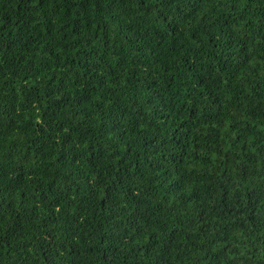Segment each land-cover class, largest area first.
Wrapping results in <instances>:
<instances>
[{"label": "trees", "instance_id": "16d2710c", "mask_svg": "<svg viewBox=\"0 0 264 264\" xmlns=\"http://www.w3.org/2000/svg\"><path fill=\"white\" fill-rule=\"evenodd\" d=\"M0 264H264V0H0Z\"/></svg>", "mask_w": 264, "mask_h": 264}]
</instances>
